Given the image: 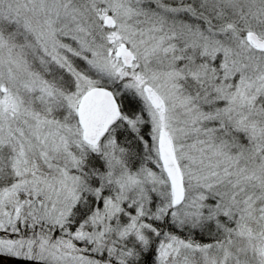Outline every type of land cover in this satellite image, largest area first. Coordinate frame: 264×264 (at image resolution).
<instances>
[{
	"label": "snow or ice",
	"instance_id": "obj_1",
	"mask_svg": "<svg viewBox=\"0 0 264 264\" xmlns=\"http://www.w3.org/2000/svg\"><path fill=\"white\" fill-rule=\"evenodd\" d=\"M0 264H264V0H0Z\"/></svg>",
	"mask_w": 264,
	"mask_h": 264
}]
</instances>
